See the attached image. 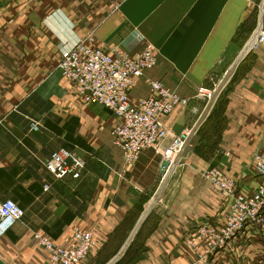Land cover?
I'll return each instance as SVG.
<instances>
[{
    "label": "crops",
    "instance_id": "obj_1",
    "mask_svg": "<svg viewBox=\"0 0 264 264\" xmlns=\"http://www.w3.org/2000/svg\"><path fill=\"white\" fill-rule=\"evenodd\" d=\"M263 32L264 0H0V200L25 211L0 238V264H49L33 232L65 244L75 224L95 232L93 251L112 244L109 261L136 230L125 252L135 236L143 241L124 264L192 262L187 238L202 224L222 223L229 211L203 172L220 166L246 193L262 181L254 155L264 141ZM90 35L132 54L155 46L158 64L131 90L132 100L150 95V80L189 99L164 118V150L194 128L209 91L214 95L230 74L190 140L197 143L164 181L163 154L152 148L124 171L111 134L116 116L86 105L58 68L63 52ZM64 151L85 161L78 178L48 169ZM214 259L264 264V228H246L233 250Z\"/></svg>",
    "mask_w": 264,
    "mask_h": 264
},
{
    "label": "built area",
    "instance_id": "obj_2",
    "mask_svg": "<svg viewBox=\"0 0 264 264\" xmlns=\"http://www.w3.org/2000/svg\"><path fill=\"white\" fill-rule=\"evenodd\" d=\"M261 29L262 26L257 31ZM157 64V52L151 43L141 52L132 54L119 47L100 46L90 35L63 52L58 68L73 83L77 96L86 105L100 104L116 116L111 134L114 144L124 153V171L139 159L144 149L152 148L172 163L166 170L161 166L164 181L175 164L169 154L176 151L180 141H187L192 129L184 132L170 148L164 150L163 142L168 136L164 118L178 107L187 106L189 99L160 80H150V95L137 102L132 100L131 90L146 71ZM203 91L204 88H201L199 94L204 95ZM209 93L211 98L212 91ZM34 127L38 129L37 125ZM47 167L58 177L72 175L78 178L85 161L64 151L54 154ZM254 170L262 181L249 193L239 191L237 180L220 166H210L203 172L205 179L229 200V211L222 223L202 224L187 238L186 242L194 253V260L188 264H217L214 255L220 250H233L246 228H264V141L254 155ZM24 215V209L14 200H0V238ZM33 234L38 245L48 252L49 264H84L98 246L95 232L79 224L72 226L65 244L42 230H36Z\"/></svg>",
    "mask_w": 264,
    "mask_h": 264
},
{
    "label": "rangeland",
    "instance_id": "obj_3",
    "mask_svg": "<svg viewBox=\"0 0 264 264\" xmlns=\"http://www.w3.org/2000/svg\"><path fill=\"white\" fill-rule=\"evenodd\" d=\"M211 94H213V93H211ZM208 129H209V127H207V130ZM194 139H195V137H193V140L188 145L185 146L184 150L182 151V155H185V153L187 151H190V149L193 148L192 144L194 145L197 143ZM143 238L144 237H142L141 235L135 236L133 243L130 245L128 250L125 252V257L120 259L115 264H124L128 260V258L133 257L136 254L135 253V246H137L136 244H140V242L143 241ZM112 247H113L112 244L111 245L107 244L106 247H104L102 245L100 248L92 251L84 264H105V263H107V261H109L115 255L111 251Z\"/></svg>",
    "mask_w": 264,
    "mask_h": 264
},
{
    "label": "water",
    "instance_id": "obj_4",
    "mask_svg": "<svg viewBox=\"0 0 264 264\" xmlns=\"http://www.w3.org/2000/svg\"><path fill=\"white\" fill-rule=\"evenodd\" d=\"M231 72H232V70H230L229 73H231ZM229 75H230V74H227V76H225V77L222 79V81H221V83H220V85L218 86L217 89L222 90V88L224 87V85L226 84V82L229 80L228 78H230ZM217 89H216V91H215V94L217 93ZM215 94H214V95H215ZM214 95L211 96V98H210V100H209V102H208V104H207V106H206L204 112L202 113L201 117L199 118L197 124H196V125L194 126V128L192 129L191 135L187 138V145H188V143L190 142L192 136H193L195 133H197V131L199 130V128L201 127V125H202V124L205 122V120L207 119V117H208V115H209V113H210V110H211V108H212V106H213V104H214V102H215V98H216V97H215ZM179 156H180V158H179V162L177 163V165H176L175 168H174V173L177 172V171L179 170V166L182 165V164L184 163V158H183V156H182V152L179 154ZM171 164H172V163H171L169 160L164 159L163 162H162V168L166 170ZM134 232H136V230H135ZM134 232H133V235L130 236V237L127 239L125 245H124V246L122 247V249L118 252V254H117V255H116L111 261H109L107 264H113L114 262H116L119 258H121V257L124 255L125 250L127 249V247L129 246V244L131 243V241H132V239H133Z\"/></svg>",
    "mask_w": 264,
    "mask_h": 264
},
{
    "label": "bare ground",
    "instance_id": "obj_5",
    "mask_svg": "<svg viewBox=\"0 0 264 264\" xmlns=\"http://www.w3.org/2000/svg\"><path fill=\"white\" fill-rule=\"evenodd\" d=\"M212 96H213V94H212ZM186 145H187L186 139H183L182 141H180V143L178 144V146L176 148V151H173L172 153L169 154L170 158L173 161H176L177 158H178V156H179V154L184 150V148H185Z\"/></svg>",
    "mask_w": 264,
    "mask_h": 264
},
{
    "label": "trees",
    "instance_id": "obj_6",
    "mask_svg": "<svg viewBox=\"0 0 264 264\" xmlns=\"http://www.w3.org/2000/svg\"><path fill=\"white\" fill-rule=\"evenodd\" d=\"M21 207V206H20Z\"/></svg>",
    "mask_w": 264,
    "mask_h": 264
}]
</instances>
